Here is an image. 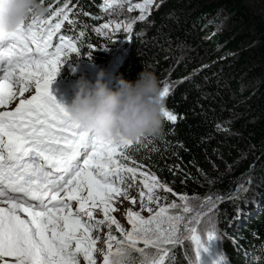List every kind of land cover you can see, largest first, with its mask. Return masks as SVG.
Returning a JSON list of instances; mask_svg holds the SVG:
<instances>
[{
	"label": "snow or ice",
	"instance_id": "snow-or-ice-1",
	"mask_svg": "<svg viewBox=\"0 0 264 264\" xmlns=\"http://www.w3.org/2000/svg\"><path fill=\"white\" fill-rule=\"evenodd\" d=\"M125 2L130 12L139 10L142 21L155 0ZM70 3L65 0L55 10L49 6V15L31 16L16 32L0 34V264H97V254L103 264H136L134 252L139 264H166L169 246L185 239L195 246L193 264H224L214 227L202 239L200 214L188 215L193 211L188 198L173 193L183 203L161 204L156 189H172L139 165L129 166L130 160L136 164L129 150L142 140L98 139L52 95L60 67L69 55L80 53L79 37L62 34L65 24L71 30L74 23ZM119 3L102 0V10ZM103 29L128 34L132 24L116 21ZM169 91L165 84L161 97ZM163 116L177 120L167 107ZM138 172L139 199L131 195ZM125 201L139 203V210L125 213L130 228L111 214L118 210L116 203L122 208ZM113 225L119 236L113 235ZM104 227L107 250L97 247L101 237L94 235Z\"/></svg>",
	"mask_w": 264,
	"mask_h": 264
},
{
	"label": "trees",
	"instance_id": "trees-1",
	"mask_svg": "<svg viewBox=\"0 0 264 264\" xmlns=\"http://www.w3.org/2000/svg\"><path fill=\"white\" fill-rule=\"evenodd\" d=\"M64 2L44 0L52 10ZM101 6L102 0H71L74 23L71 30L67 24L62 28L64 35L79 37L78 55L96 62L119 53L98 32L106 23ZM137 30L123 61L113 60L110 77L135 81L143 66L150 68L162 88L169 86L165 107L177 120L164 119L161 137L134 145L129 155L136 164L130 160L129 166L155 174L176 193L207 197L238 191L241 197L224 208L226 218L239 203L240 210L245 209L243 199L257 196L259 215L245 228L228 232L237 239L235 255L229 254V240L217 226L214 233L216 240L221 236L227 264H264V0H166ZM75 59L72 54L68 60ZM77 79L60 81L70 96ZM260 155L261 163L250 166ZM249 169L252 178L239 186L237 178ZM224 216L218 227L226 233L231 223ZM206 230L202 227L199 233L204 240ZM184 241L183 253L175 250L177 245L166 264H182L185 248L192 243Z\"/></svg>",
	"mask_w": 264,
	"mask_h": 264
},
{
	"label": "clouds",
	"instance_id": "clouds-1",
	"mask_svg": "<svg viewBox=\"0 0 264 264\" xmlns=\"http://www.w3.org/2000/svg\"><path fill=\"white\" fill-rule=\"evenodd\" d=\"M48 13L44 0H0V34L14 33L29 17ZM73 92L70 103L63 105L67 114L98 139L136 142L163 135L162 87L148 67L143 66L135 81L110 77L99 68L94 80L79 76Z\"/></svg>",
	"mask_w": 264,
	"mask_h": 264
},
{
	"label": "rangeland",
	"instance_id": "rangeland-1",
	"mask_svg": "<svg viewBox=\"0 0 264 264\" xmlns=\"http://www.w3.org/2000/svg\"><path fill=\"white\" fill-rule=\"evenodd\" d=\"M165 1L166 0H155V3L150 8V14L147 15L146 19H144L142 21L137 19V17L139 16V10L130 12L128 10L129 3L125 2V0H121V3L114 5L113 7L109 8L107 11L102 10V8L104 7V5L102 4L100 9L105 14L106 23H114L116 21H122L125 23L132 24V30L128 34H126L124 31H119V32L113 33L111 31V29L104 30L103 25L105 23L98 29V32L101 34L103 39L106 42H108V44H112L114 46V48H116V50L119 51V53L118 54L111 53V54L105 55V60L100 61L102 63L96 62L95 60L92 61L91 58L87 57V56L86 57L85 56L80 57L78 54H74L75 58H76L75 61L74 62H71L70 60L65 61V63L60 67V70H59L57 76L55 77V80L51 84L50 89H52V91L54 93H56L57 95L62 96V94L66 92V88L63 87V83H60V81L63 82L65 80V78H69L70 80H72L74 77L78 78L79 76L84 75L87 78L94 80L96 72L99 68H104L111 75V64H112L113 60L117 59L119 61V63H121L123 61V55H125L127 53V50H129V46L131 45V43L134 40V35H137V33H139V31L137 30V25L138 24H148L149 17ZM131 2L132 3H141L142 0L141 1L131 0ZM223 19H225V17H224V15H221L219 17V20L222 21ZM182 58H183V60L184 59L186 60L187 55L184 54ZM98 63H100V64H98ZM242 83H244V81H242ZM261 157H262L261 155L259 157H256L257 159L254 162H252L250 166L255 165V167H256L258 165L257 163H259V162L261 163V160H262ZM250 169H251V167H250ZM250 169L247 172H245L244 174L240 175L239 178H237L236 181L239 182V186L242 185V183H244L243 180L252 178V175L250 174L251 173ZM141 179H142V177H140L139 172H138L137 173V185H138V187H133L131 189V195L136 196L137 199H139V189L143 188V185L139 183V181ZM145 191H146V189H145ZM231 191L232 190H230L228 192L225 191V193H223L222 195L220 194L218 196L216 194H213V193L208 194L207 197L204 196L205 197L204 198L203 196L197 195V194L187 195V194L176 193L173 191L171 193H169V192H165L163 189H159V188L156 189L157 194L163 198L160 201L161 204H170L174 200L177 203H183V201L179 200V196L173 195V193L187 197L189 206L193 209V211L188 215L196 216L197 213L200 214V222L198 224V232L202 233V227L209 229L210 227L217 226L218 229L216 228V230L219 231V234H221L223 237L226 236L227 239L229 240V241L225 242L226 249L230 251L229 254L235 255V250L233 249V246L236 245L237 239H235L236 241L234 240V238L232 239V237H230L228 232H236L237 230L243 228L244 226L246 227V225L249 224L254 219L255 216L259 215V213L261 211V204L260 203L257 204V200H258L257 196L251 195V196H249L248 199H243L244 202L246 203V204H243V206H244L243 208H245V209L240 210L241 206L239 207V205H240V203H239L237 205L236 209H234V211L230 214L229 218L228 217L226 218L224 215H222L223 212L226 211V210H224L225 206L227 204H228V207L230 205L232 206V204L234 202H236L242 195V194H239V196L238 195L236 196V193L238 191L237 192L234 191L233 193ZM225 194H227V195H225ZM228 202L230 203V205ZM114 206L117 207L118 210L112 212L111 214L113 216H115V218L125 228H130L131 226L127 223L125 213H126L127 209H129V208H131L132 210H139V203H137L136 205H132L130 201H125L122 208L120 207V205L118 203H116ZM237 208H239V209H237ZM257 211H259V213H257ZM142 215L147 217L148 213L144 212V213H142ZM221 215L225 217V219L227 220L228 223H231V224L227 223L228 224V226H227L228 230H226L227 231L226 233L224 231H221L218 227V222L220 221V218H222ZM96 218L97 219H103V215L98 214ZM210 218L212 221L211 225L209 224ZM112 229H113V235L119 236V233L115 231V225L112 226ZM107 233H108V229L106 227L102 228L99 233H94V235H99L101 237V239L97 243V247L104 248L105 250H107V245L105 243L106 238H107ZM184 242L185 241H182V243H180L178 245L179 248L175 249V250H177L178 252H179V250L182 251L184 249V247H182L184 245L183 244ZM140 246H142V245H140ZM176 246L177 245H173V246H169V247L172 250ZM189 246L191 249L189 248ZM216 249L219 252H222L220 250V248H216ZM152 251L154 252L155 250H152ZM132 256H133L134 260L136 261V264H139V261L141 259L139 254L134 252L132 254ZM96 258H97V264H103V257L101 255L97 254ZM185 259L186 260L188 259V261H186ZM182 261H183L182 264H193V262L195 261V246L193 243L187 244V247L185 248V252H184L183 257H182ZM84 264H86V262H84ZM167 264H175V263L169 262Z\"/></svg>",
	"mask_w": 264,
	"mask_h": 264
},
{
	"label": "bare ground",
	"instance_id": "bare-ground-1",
	"mask_svg": "<svg viewBox=\"0 0 264 264\" xmlns=\"http://www.w3.org/2000/svg\"><path fill=\"white\" fill-rule=\"evenodd\" d=\"M119 56H120V55H119ZM118 62H119V61H118ZM99 66H100V65H99ZM219 237H221V236H218V238H219ZM218 238H217V240L214 241L215 246H216V248H220V250L222 251L224 257L227 258V255L223 252L222 243L219 244V240H218ZM205 240H206V238H205ZM189 248H190V246H189ZM190 249H191V248H190ZM179 253H183V252L179 250ZM188 253H189V252H188ZM185 260H186V259H185ZM186 261H188V259H187ZM190 261H191V260H190Z\"/></svg>",
	"mask_w": 264,
	"mask_h": 264
}]
</instances>
